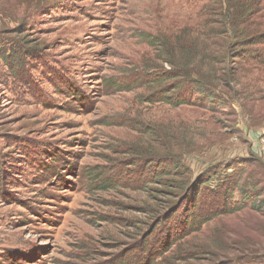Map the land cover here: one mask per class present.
<instances>
[{
    "label": "rangeland",
    "instance_id": "1",
    "mask_svg": "<svg viewBox=\"0 0 264 264\" xmlns=\"http://www.w3.org/2000/svg\"><path fill=\"white\" fill-rule=\"evenodd\" d=\"M256 34L264 0H0V264H264Z\"/></svg>",
    "mask_w": 264,
    "mask_h": 264
},
{
    "label": "trees",
    "instance_id": "2",
    "mask_svg": "<svg viewBox=\"0 0 264 264\" xmlns=\"http://www.w3.org/2000/svg\"><path fill=\"white\" fill-rule=\"evenodd\" d=\"M245 11H246V9L243 11V13L241 15H243ZM223 17H225V15ZM224 24H226V23L224 22ZM236 31L237 30H234V32H236ZM224 33H227V29L224 31ZM246 33L247 32L241 33L240 36L242 37V35H244L243 37H246L247 36ZM236 35H238V34H236ZM248 39L250 40L249 43H253V44L254 43H262V41H264V35L256 34L254 36H250ZM249 59L250 60H256V57L255 58H249ZM9 66L11 69L13 68V66H11V64H9ZM170 89H174V88H170ZM163 94H164V92H163ZM166 104H168V103L166 102ZM183 104H184V102H180V103L178 102L177 105H183ZM210 197L211 198H209V202L207 205L202 204V214H201L200 219H198V220L192 219L188 223V225L184 224V227L188 226L190 229H192L194 226L204 225L205 223L209 222L210 220H212L216 217V215H215L216 210L224 207V191H222V193L213 194V196H210ZM212 198L215 200L214 202L213 201L210 202V200H212ZM169 217H171V216H169ZM144 239H143V241H144ZM193 257L194 256H188L189 259H193Z\"/></svg>",
    "mask_w": 264,
    "mask_h": 264
}]
</instances>
